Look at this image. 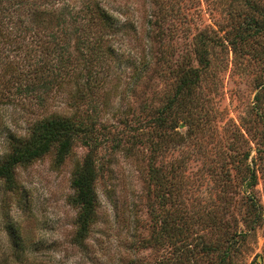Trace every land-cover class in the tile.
Instances as JSON below:
<instances>
[{"label": "rangeland", "instance_id": "obj_1", "mask_svg": "<svg viewBox=\"0 0 264 264\" xmlns=\"http://www.w3.org/2000/svg\"><path fill=\"white\" fill-rule=\"evenodd\" d=\"M98 1L120 29L96 93L75 110L70 83L44 108L0 112V154L3 125L25 136L32 121L96 116L95 222L74 245L71 178L88 147L60 165L51 150L15 169L14 189L0 181V264H264V0Z\"/></svg>", "mask_w": 264, "mask_h": 264}, {"label": "trees", "instance_id": "obj_2", "mask_svg": "<svg viewBox=\"0 0 264 264\" xmlns=\"http://www.w3.org/2000/svg\"><path fill=\"white\" fill-rule=\"evenodd\" d=\"M119 29L115 17L98 0H0V112L11 105L44 108L51 95L64 91L70 83L74 86L70 99L77 110V103L96 93V71L104 56L110 55L107 42ZM198 55L199 64L206 69L205 53L199 51ZM201 73L198 67L185 71L159 118L179 106L182 92L198 86ZM95 125V115L52 116L32 121L25 136H17L5 125L2 129L5 148L0 154V181L8 190L15 188L17 167L51 150L55 164L60 165L76 141L88 147L73 171L69 199L77 209L72 243L79 247L96 219V156L102 142ZM13 242L15 246L16 240Z\"/></svg>", "mask_w": 264, "mask_h": 264}]
</instances>
